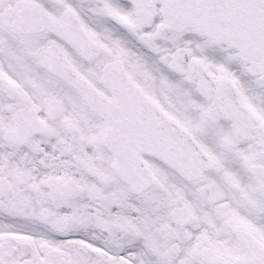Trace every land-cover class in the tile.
<instances>
[{
  "label": "snow or ice",
  "instance_id": "6c2138e0",
  "mask_svg": "<svg viewBox=\"0 0 264 264\" xmlns=\"http://www.w3.org/2000/svg\"><path fill=\"white\" fill-rule=\"evenodd\" d=\"M0 264H264V0H0Z\"/></svg>",
  "mask_w": 264,
  "mask_h": 264
}]
</instances>
